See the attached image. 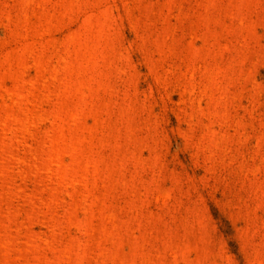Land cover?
Returning a JSON list of instances; mask_svg holds the SVG:
<instances>
[{"label":"rangeland","instance_id":"rangeland-1","mask_svg":"<svg viewBox=\"0 0 264 264\" xmlns=\"http://www.w3.org/2000/svg\"><path fill=\"white\" fill-rule=\"evenodd\" d=\"M0 168V264H264V0H0Z\"/></svg>","mask_w":264,"mask_h":264},{"label":"bare ground","instance_id":"bare-ground-1","mask_svg":"<svg viewBox=\"0 0 264 264\" xmlns=\"http://www.w3.org/2000/svg\"><path fill=\"white\" fill-rule=\"evenodd\" d=\"M26 50H29V48L26 49ZM26 52H27V51H26ZM54 70H55V69H53V72L55 73ZM52 74H53V73H52ZM53 76H54V74H53ZM55 76H56V75H55ZM82 97H83V96H82ZM7 111H8V110H7ZM7 111H6V112H7ZM12 111H13V110H12ZM74 113H75V112H74ZM8 114H10V113H8ZM76 114H77V113H76ZM78 114H79V113H78ZM6 115H7V114H6ZM15 115H16V113L14 114V116H15ZM71 115H72V114H71ZM16 116H18V115H16ZM16 116H15V118H17ZM69 116H70V115H69ZM8 117H9V116H8ZM57 117H58V115H57ZM59 117H60V116H59ZM72 117H73V120H74L76 117H78V119H79V116H78V115H72ZM10 118H11V117H10ZM15 118H14L13 120H15ZM19 118H20V117H19ZM19 118H18V119H19ZM32 118H33V117H32ZM22 119H23V118H22ZM57 119H58V118H57ZM4 120H5V119H4ZM6 120H7V119H6ZM9 120L11 121L12 118L9 119ZM58 120H59V119H58ZM70 120H71V119H70ZM73 120H72V121H73ZM76 120H77V119H76ZM16 121H18V120L16 119ZM31 121H32V120H31ZM60 121H61V119H60ZM5 122H6V121H5ZM19 122H20V121H19ZM13 123L16 124L14 121H12V124H13ZM17 123H18V122H17ZM23 123H24V122H23ZM7 124H8V123H7ZM9 124H11V123L9 122ZM12 124H11V125H12ZM19 124H20V123H19ZM17 125H18V124H17ZM19 126H20V125H19ZM17 127H18V126H16L15 128L17 129ZM8 128H10V125H9ZM18 130H19V128H18ZM20 130H21V129H20ZM61 136H62V135H61ZM58 141H59V140H58ZM60 143H62V141H61ZM54 144H55V143H54ZM54 144H53V145H54ZM53 147H54V146H53ZM60 147H61V146H60ZM61 148H62V147H61ZM62 149H63V148H62ZM60 154H61V153H60L59 151H57V153H56V157L53 156V158H54V159H58ZM53 155H54V154H53ZM62 155H63V153H62ZM60 157H61V156H60ZM12 159H14V158H12ZM11 161H12V160H11ZM49 162H51V163L53 164V163H54V160L49 161ZM51 163H50V164H51ZM56 164H57V163H56ZM54 165H55V164H54ZM59 165H60V164H59ZM62 165H63V164H62ZM64 167H65V166H64ZM0 169H1V168H0ZM2 169H3V172H4V168H2ZM2 169H1V171H2ZM60 169H61V168H60ZM94 171H95V170H94ZM3 172H2V173H3ZM6 172H7V171H6ZM59 172H60V171H59ZM95 172H96V171H95ZM2 173H1V175H2ZM3 174H5V173H3ZM59 175H60V174H59ZM68 175H69V174H68ZM56 176H57V175H56ZM9 177H10V176H9ZM61 177H62V176H61ZM61 177H60V178H61ZM66 177H67V176H66ZM74 177H75V176H74ZM64 178H65V176H64ZM68 178H69V176H68ZM70 178H71V177H70ZM86 179H87V178H86ZM60 180H61V179H60ZM62 180H64V179H62ZM68 180H69V179H68ZM85 182H86V181H85ZM68 183H69V182H68ZM75 185H76V184H75ZM86 198H88V196H87ZM92 206H93V205H92ZM108 220H109V219H108ZM100 234H101V233H100Z\"/></svg>","mask_w":264,"mask_h":264}]
</instances>
